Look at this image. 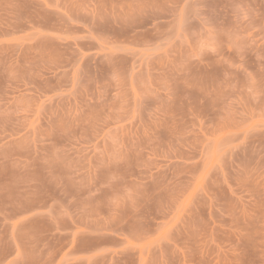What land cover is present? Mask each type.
Here are the masks:
<instances>
[{
  "label": "rangeland",
  "instance_id": "obj_1",
  "mask_svg": "<svg viewBox=\"0 0 264 264\" xmlns=\"http://www.w3.org/2000/svg\"><path fill=\"white\" fill-rule=\"evenodd\" d=\"M0 264H264V0H0Z\"/></svg>",
  "mask_w": 264,
  "mask_h": 264
}]
</instances>
